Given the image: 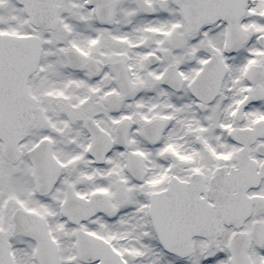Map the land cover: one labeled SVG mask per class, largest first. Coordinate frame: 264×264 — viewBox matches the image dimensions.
Returning <instances> with one entry per match:
<instances>
[{
	"label": "snow or ice",
	"instance_id": "obj_1",
	"mask_svg": "<svg viewBox=\"0 0 264 264\" xmlns=\"http://www.w3.org/2000/svg\"><path fill=\"white\" fill-rule=\"evenodd\" d=\"M0 264H264V0H0Z\"/></svg>",
	"mask_w": 264,
	"mask_h": 264
}]
</instances>
